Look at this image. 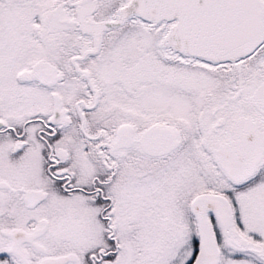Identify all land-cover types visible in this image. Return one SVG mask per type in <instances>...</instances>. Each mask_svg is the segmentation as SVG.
Returning <instances> with one entry per match:
<instances>
[{
	"label": "snow or ice",
	"instance_id": "snow-or-ice-1",
	"mask_svg": "<svg viewBox=\"0 0 264 264\" xmlns=\"http://www.w3.org/2000/svg\"><path fill=\"white\" fill-rule=\"evenodd\" d=\"M0 264H264V0H0Z\"/></svg>",
	"mask_w": 264,
	"mask_h": 264
}]
</instances>
